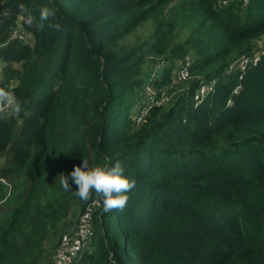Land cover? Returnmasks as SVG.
I'll return each mask as SVG.
<instances>
[{"label":"trees","instance_id":"obj_1","mask_svg":"<svg viewBox=\"0 0 264 264\" xmlns=\"http://www.w3.org/2000/svg\"><path fill=\"white\" fill-rule=\"evenodd\" d=\"M223 1L0 0V88L22 105L0 111V264H43L73 209L102 203L59 183L83 159L121 163L135 187L123 210L102 203L75 264H264V54L228 73L264 36V0ZM45 6L60 31L41 27ZM18 19L29 43L9 40Z\"/></svg>","mask_w":264,"mask_h":264},{"label":"built area","instance_id":"obj_2","mask_svg":"<svg viewBox=\"0 0 264 264\" xmlns=\"http://www.w3.org/2000/svg\"><path fill=\"white\" fill-rule=\"evenodd\" d=\"M229 0H224L222 3L227 4ZM31 36L24 32L21 26V19H18L17 25L12 30L9 35V40H16L21 43H29L31 41ZM261 39V40H260ZM260 40L257 45L256 51L249 56H242L232 62L228 68V73L232 72H245L250 65H255L260 60L261 56L264 54V36L259 38ZM191 60L184 61L181 66L176 71L175 78L180 82L186 81L190 75L189 66ZM216 81L203 84V86L198 91V97H205L211 92L215 91ZM10 97L11 94H9ZM167 91L162 92L161 100L157 104H164L169 100ZM231 101H229V104ZM149 107L144 106L142 109L136 113L134 120L137 125L141 124L146 115L148 114ZM5 182V181H4ZM102 203L99 198L94 199L90 202L85 209L81 212L78 218L75 219L73 225L63 232L59 237L57 245L48 254L44 264H75L77 259L87 250L90 246L92 238L94 236V215L101 208Z\"/></svg>","mask_w":264,"mask_h":264},{"label":"clouds","instance_id":"obj_3","mask_svg":"<svg viewBox=\"0 0 264 264\" xmlns=\"http://www.w3.org/2000/svg\"><path fill=\"white\" fill-rule=\"evenodd\" d=\"M21 12L25 11L23 4H19ZM39 20L41 27L44 22L54 31H60L61 25L55 22V11L49 7H41L39 10ZM26 23L31 25L33 18L28 16ZM7 105L15 113L22 111L21 102L10 97L9 93L0 88V111ZM125 169L121 163L117 162L111 167L89 166V161L83 159L81 165L73 168L69 175L59 174V183L65 191H70L69 179L77 186L76 194L82 200H88L94 191L102 198L104 212L112 210H123L127 206L129 193L135 187V181L124 175Z\"/></svg>","mask_w":264,"mask_h":264},{"label":"rangeland","instance_id":"obj_4","mask_svg":"<svg viewBox=\"0 0 264 264\" xmlns=\"http://www.w3.org/2000/svg\"><path fill=\"white\" fill-rule=\"evenodd\" d=\"M152 33V23L150 22H145L143 23L133 34H130L126 39H125V42L128 43V44H135L139 41H142V40H145L147 39ZM187 35V31L186 30H181V38L184 39L185 36ZM261 40V39H260ZM258 40V42L260 41ZM257 42V43H258ZM153 63V59L152 61L149 60L148 61V64H146V70L148 72H152L153 75L157 76L158 72L156 73L154 70H151V64ZM167 62H163V60L161 58H155L154 60V65H164L166 64ZM1 79V78H0ZM181 86V85H180ZM179 86V87H180ZM172 93V92H171ZM154 94L153 92V88L152 89H148L146 91L143 92V99L141 100V104H139L138 106L135 107V112L138 113V111L140 109H142V105H146L147 103H149L152 99V95ZM176 94L172 93L171 94V97L174 98ZM135 113V114H136ZM1 164H3V162L1 161ZM97 198V197H96ZM95 198V199H96ZM101 202V201H100ZM102 207V205H101ZM81 214V206H77L73 209L72 211V215L70 217H73V218H78V216ZM57 241L54 243L53 247L56 245ZM52 247V248H53Z\"/></svg>","mask_w":264,"mask_h":264},{"label":"crops","instance_id":"obj_5","mask_svg":"<svg viewBox=\"0 0 264 264\" xmlns=\"http://www.w3.org/2000/svg\"><path fill=\"white\" fill-rule=\"evenodd\" d=\"M71 215H72V214H71ZM75 219H76V218H73V217H69L68 219H66V220L64 221V224H63V226L65 227V229L71 227V226L73 225ZM72 222H73V223H72ZM54 243H55V240H52V242H51L52 247H53ZM51 244H50V245H51ZM52 247H51V248H52ZM50 251H51V250H49V253H50ZM49 253L46 254V256H45V258H44V262H43V264L45 263L46 259L48 258V254H49Z\"/></svg>","mask_w":264,"mask_h":264}]
</instances>
